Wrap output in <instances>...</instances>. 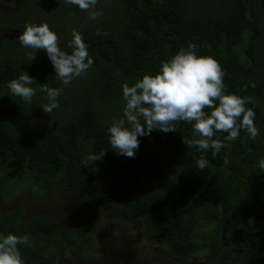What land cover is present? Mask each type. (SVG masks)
Wrapping results in <instances>:
<instances>
[{
    "label": "trees",
    "instance_id": "16d2710c",
    "mask_svg": "<svg viewBox=\"0 0 264 264\" xmlns=\"http://www.w3.org/2000/svg\"><path fill=\"white\" fill-rule=\"evenodd\" d=\"M49 4L22 0L12 15L0 8V33L21 35L26 23H47L70 54L76 29L94 65L63 87L47 54L30 61L31 51L19 49L16 38H0V177L31 192L37 184L44 193H72L89 212L72 215L80 229L66 231L49 214L23 221L19 208L0 216V234L28 237L29 244L19 246L25 264H52L45 248L56 243H78L97 256L95 233L105 212L122 229L137 227L153 248L167 246L171 264L202 257H208L206 264H264V0H99L102 15L96 20L67 9L39 14ZM189 42L198 55L218 61L230 94L252 98L246 107L256 114L259 135L252 140L241 131L227 142V134L218 133L231 147L213 156L182 143L183 137H198L191 124L180 122L177 132L140 137L135 158L118 156L107 128L123 117L122 85L155 75L162 61ZM22 71L36 80L31 103L7 87ZM43 84L63 88L60 107L51 114L40 108L48 103L39 90ZM104 151L102 160L83 167L88 154ZM202 155L209 166L200 170Z\"/></svg>",
    "mask_w": 264,
    "mask_h": 264
},
{
    "label": "clouds",
    "instance_id": "9594fccd",
    "mask_svg": "<svg viewBox=\"0 0 264 264\" xmlns=\"http://www.w3.org/2000/svg\"><path fill=\"white\" fill-rule=\"evenodd\" d=\"M64 2L88 13L90 20H96L102 15V11L96 10L99 0ZM71 36L68 44L72 49L70 54L61 49L58 35L47 23H26L17 40L24 48L31 49L28 53L30 61L36 59L37 52L45 51L55 69L54 78L63 87H67L94 65L83 35L73 29ZM224 75L216 59L198 55L197 45L189 42L187 49L182 47L167 61H162L155 75L145 74L132 85L124 83L123 117L113 119L107 128L111 149L118 156L135 158L140 147V137L149 136L153 131L177 132V124L180 122L191 124L193 136L198 137H183L182 143L188 148H197L202 153L211 150L213 156L219 155L223 148L231 147V143L216 138L218 133H226L224 140L227 142L239 139L241 131L247 134L248 139L255 140L260 132L254 123L256 114L253 108L246 107L252 103V98L230 94L224 84ZM35 82L29 72L22 71L7 87L12 95L25 103H31L36 95V89L31 87ZM252 87H255L254 83ZM246 89L247 85L242 90ZM39 90L46 94L48 100V103L40 107L45 113L51 114L60 107L58 98L62 87L43 84ZM105 155L106 151L98 155L88 154L82 160V165L88 168ZM228 163L229 160L225 158L224 164ZM208 166V160L202 155L197 160V167L203 170ZM259 167L264 169V158L260 159ZM28 244L27 236L0 234V264H25L19 246ZM171 259L170 257V264Z\"/></svg>",
    "mask_w": 264,
    "mask_h": 264
},
{
    "label": "rangeland",
    "instance_id": "374dc122",
    "mask_svg": "<svg viewBox=\"0 0 264 264\" xmlns=\"http://www.w3.org/2000/svg\"><path fill=\"white\" fill-rule=\"evenodd\" d=\"M51 4L41 8L44 15L45 9L52 14H58L61 11L71 10L77 11L84 20L88 19V13L81 11L77 6L69 5L64 0H49ZM22 0H0V8L12 15L15 8L20 7ZM20 11L17 10L16 14ZM19 33V34H17ZM16 38L17 46L24 48L17 40L20 32L0 33V38L8 37ZM1 41V40H0ZM31 51V49H28ZM28 51V52H29ZM37 54L45 55L46 52L41 50ZM29 184V183H25ZM32 193L41 196L43 199L33 198ZM0 216L20 208L22 220L27 221L35 217L49 214L52 217L60 219V226L66 231L80 229L79 225L72 219V215H85L88 209L83 206L84 199L82 197H74L72 193H65L59 189L51 190V193H44L43 190L34 184L32 192L28 187L21 189L19 184L14 181H8L0 177ZM100 243L97 244L95 251L96 255H91L88 250L91 248L61 244L60 247L55 244L47 245L48 250L53 258V264H170V257L167 253V246L159 250L145 243L138 235L137 227L122 229L117 226L115 217H110V214L104 212V215L97 223ZM75 236V234H74ZM109 240V241H108ZM78 242V241H76ZM107 245V249L104 247ZM116 246V253L113 251V246ZM88 253V254H86ZM86 254V255H85ZM188 261L187 264H206L205 259Z\"/></svg>",
    "mask_w": 264,
    "mask_h": 264
}]
</instances>
